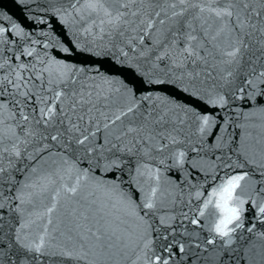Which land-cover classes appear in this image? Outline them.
I'll use <instances>...</instances> for the list:
<instances>
[{"label": "snow or ice", "instance_id": "6c2138e0", "mask_svg": "<svg viewBox=\"0 0 264 264\" xmlns=\"http://www.w3.org/2000/svg\"><path fill=\"white\" fill-rule=\"evenodd\" d=\"M0 264H264V0H0Z\"/></svg>", "mask_w": 264, "mask_h": 264}, {"label": "water", "instance_id": "95a60500", "mask_svg": "<svg viewBox=\"0 0 264 264\" xmlns=\"http://www.w3.org/2000/svg\"><path fill=\"white\" fill-rule=\"evenodd\" d=\"M12 12H15L17 15H19V13L17 12V10L15 8H11Z\"/></svg>", "mask_w": 264, "mask_h": 264}]
</instances>
